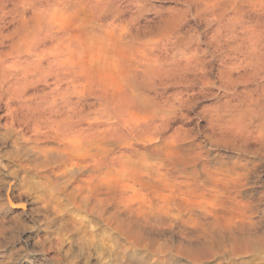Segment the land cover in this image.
Listing matches in <instances>:
<instances>
[{
    "label": "clouds",
    "instance_id": "clouds-1",
    "mask_svg": "<svg viewBox=\"0 0 264 264\" xmlns=\"http://www.w3.org/2000/svg\"><path fill=\"white\" fill-rule=\"evenodd\" d=\"M0 264H264V0H0Z\"/></svg>",
    "mask_w": 264,
    "mask_h": 264
}]
</instances>
